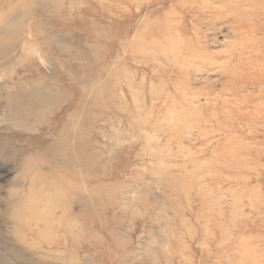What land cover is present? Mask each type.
<instances>
[{
  "label": "rangeland",
  "instance_id": "1",
  "mask_svg": "<svg viewBox=\"0 0 264 264\" xmlns=\"http://www.w3.org/2000/svg\"><path fill=\"white\" fill-rule=\"evenodd\" d=\"M0 264H264V0H0Z\"/></svg>",
  "mask_w": 264,
  "mask_h": 264
}]
</instances>
